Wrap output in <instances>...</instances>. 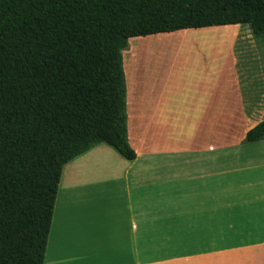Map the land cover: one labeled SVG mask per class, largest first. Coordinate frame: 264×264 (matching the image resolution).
Masks as SVG:
<instances>
[{
  "label": "crops",
  "instance_id": "0c3cea01",
  "mask_svg": "<svg viewBox=\"0 0 264 264\" xmlns=\"http://www.w3.org/2000/svg\"><path fill=\"white\" fill-rule=\"evenodd\" d=\"M151 37L154 64L126 77L136 158L98 145L64 167L45 264H264V140L246 142L264 122L258 38Z\"/></svg>",
  "mask_w": 264,
  "mask_h": 264
},
{
  "label": "trees",
  "instance_id": "16d2710c",
  "mask_svg": "<svg viewBox=\"0 0 264 264\" xmlns=\"http://www.w3.org/2000/svg\"><path fill=\"white\" fill-rule=\"evenodd\" d=\"M237 25L264 38V0H0V264H45L67 164L101 144L135 160L130 41Z\"/></svg>",
  "mask_w": 264,
  "mask_h": 264
},
{
  "label": "rangeland",
  "instance_id": "374dc122",
  "mask_svg": "<svg viewBox=\"0 0 264 264\" xmlns=\"http://www.w3.org/2000/svg\"><path fill=\"white\" fill-rule=\"evenodd\" d=\"M160 41L161 39L156 37L136 38L130 41L129 48L123 53V56L126 77L128 82H130L133 86L134 83H137L139 70L147 64H154L153 52L155 49L160 47ZM258 46L264 62V38H258ZM97 148H99L98 150H101L102 152L100 151L96 157L102 159L111 158V156H107L104 152L106 150H112L109 146L102 144ZM68 172L69 169L67 174Z\"/></svg>",
  "mask_w": 264,
  "mask_h": 264
}]
</instances>
